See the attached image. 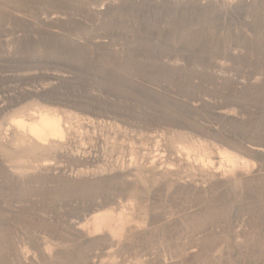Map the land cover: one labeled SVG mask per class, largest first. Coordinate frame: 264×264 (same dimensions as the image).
<instances>
[{
  "label": "rangeland",
  "instance_id": "374dc122",
  "mask_svg": "<svg viewBox=\"0 0 264 264\" xmlns=\"http://www.w3.org/2000/svg\"><path fill=\"white\" fill-rule=\"evenodd\" d=\"M0 264H264V0H0Z\"/></svg>",
  "mask_w": 264,
  "mask_h": 264
},
{
  "label": "bare ground",
  "instance_id": "6f19581e",
  "mask_svg": "<svg viewBox=\"0 0 264 264\" xmlns=\"http://www.w3.org/2000/svg\"><path fill=\"white\" fill-rule=\"evenodd\" d=\"M10 120L11 123L9 124V128L6 131L13 132L16 135V141L20 145L28 146L31 144L30 148L32 150L59 151L65 149V146L68 145L70 138L81 139V143H84L83 136L80 133H72V131H70L71 126L74 123H80L78 115L65 118L61 112L46 106H41V108L32 107L24 111L21 110L13 114ZM193 143L194 144L191 147H183V151L186 153V156L189 160H192L191 154L195 147H201L205 145L203 141H197ZM220 154L222 155L223 160L231 168L236 167V163L231 152H229L227 149H223L220 150ZM196 161L206 168L212 166L216 167V164L212 159L199 157V159ZM220 169H223V166H221Z\"/></svg>",
  "mask_w": 264,
  "mask_h": 264
}]
</instances>
